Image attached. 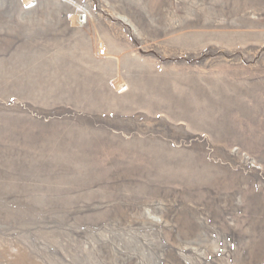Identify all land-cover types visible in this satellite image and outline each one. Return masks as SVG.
Masks as SVG:
<instances>
[{"label":"rangeland","instance_id":"1","mask_svg":"<svg viewBox=\"0 0 264 264\" xmlns=\"http://www.w3.org/2000/svg\"><path fill=\"white\" fill-rule=\"evenodd\" d=\"M0 264H264V0H0Z\"/></svg>","mask_w":264,"mask_h":264},{"label":"built area","instance_id":"2","mask_svg":"<svg viewBox=\"0 0 264 264\" xmlns=\"http://www.w3.org/2000/svg\"><path fill=\"white\" fill-rule=\"evenodd\" d=\"M104 53H105V51L103 50V51H102V54H104Z\"/></svg>","mask_w":264,"mask_h":264}]
</instances>
